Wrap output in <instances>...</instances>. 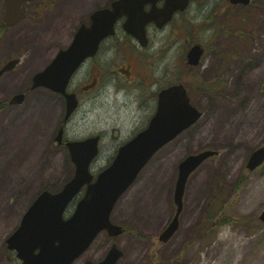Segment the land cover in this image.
I'll return each instance as SVG.
<instances>
[{
    "label": "rangeland",
    "instance_id": "obj_1",
    "mask_svg": "<svg viewBox=\"0 0 264 264\" xmlns=\"http://www.w3.org/2000/svg\"><path fill=\"white\" fill-rule=\"evenodd\" d=\"M40 1L36 0L37 3ZM107 1L57 0L52 12L62 10L59 28L49 26V18L54 16L49 11L45 16L42 13L35 15L31 21L22 20L3 35L0 33V66L8 57L21 55L26 49L30 55L38 50L30 46L34 42L24 34L35 33L46 39L41 44L43 53L53 44L56 48L58 44L64 45L78 22L88 20L90 12L104 6ZM221 1L193 0L186 11L177 14L163 29H151V37L155 41L147 51H141V67L150 73V77L151 71L155 77L163 71L165 80L170 81L180 66L181 76L184 74L183 78L186 77L190 100L203 114L192 127L152 157L128 190L129 198L116 205L113 218L127 229L126 233L112 240L124 254L118 264H159L148 262L149 256H145L146 250L149 252L156 247L162 254V261H174L172 264H264V223L257 218L264 207V163L254 171H247L245 167L249 154L264 144V0H254L255 5L246 8L219 6L217 9ZM3 9L0 0V27ZM244 15L252 22H242ZM222 20L238 24L250 42L241 44V48L238 46L236 53H232L229 38H236L235 28H232L233 24H224L219 28L227 30V34L221 38L222 32H215V29L216 38L220 40L214 45H205L206 52L196 68H186L187 49L195 40L207 43L211 28L218 27ZM115 38H125L124 32L120 30ZM134 45L132 42L117 48L122 52L115 61L118 62L122 55L134 56L132 51L137 49ZM151 52H157V56L151 58ZM103 58L104 53L101 52L97 60L102 62ZM84 68L77 73L75 80H81ZM34 69L31 68L32 71ZM14 73L5 74L0 80V96L5 100L27 83L26 77L21 81L14 80ZM248 79H253L254 83L248 85ZM113 91L112 88L108 92L103 91L99 96L102 103H95L86 113L82 109L77 111L69 123L70 134L76 138L97 132L102 134L101 152L90 166L93 173L110 162L120 141L126 140L133 130L145 124L142 111L131 101L132 96ZM33 97L29 96L24 105L7 118L0 113V264H21L15 253L6 247L7 236L19 225L22 214L43 188L61 187L74 170L66 151L48 146L47 137H41L38 128L34 130V121L38 124L42 121L40 116L22 120L26 117L23 113L32 111L30 103ZM14 121L18 123L14 124ZM115 129H118L121 140L112 137ZM208 148L219 153L201 163L189 177L178 230L162 246L157 236L174 213L172 191L178 164L187 154ZM165 164L168 167L163 170ZM151 174V181H147ZM196 180L203 183L204 191L195 214L190 213L186 217L188 195ZM157 181H161L164 188L159 200L165 207L162 224L154 228L143 223L147 218L153 220L159 207L153 194V185ZM138 188L140 191L137 192ZM73 207L74 204L69 206L66 215ZM220 210L225 211L220 223L209 230V218L215 221ZM204 215L203 229L193 238ZM110 244L111 241L100 234L90 246V254L99 258ZM73 264L84 263L76 260Z\"/></svg>",
    "mask_w": 264,
    "mask_h": 264
},
{
    "label": "water",
    "instance_id": "obj_2",
    "mask_svg": "<svg viewBox=\"0 0 264 264\" xmlns=\"http://www.w3.org/2000/svg\"><path fill=\"white\" fill-rule=\"evenodd\" d=\"M28 0H4V21L7 26L24 17L20 6ZM188 0H166L162 8H156V0H115L109 7L95 10L89 16L88 24H81L75 31L71 43L60 49L52 61L32 77L31 88L44 86L66 94V117L76 107L74 94L65 92L66 85L78 67L88 56L93 55L100 41L114 32L118 17L126 16L124 29L145 44V26L149 21L162 25L177 9H184ZM232 3H248L249 0H230ZM151 8L144 10V4ZM202 54L199 44L187 51V61L196 65ZM18 59L8 61L0 75L10 70ZM23 93L15 96L21 101ZM201 112L192 105L182 84L169 87L159 93L158 107L146 128L121 145L112 162L100 171L95 180L89 172V163L97 153V137L67 143L71 160L75 164L73 177L56 192L41 191L22 216L19 226L7 237L8 248L15 249L22 264H71L92 242L96 235L106 230L116 236L122 226L110 221V213L119 196L134 181L138 172L152 155L183 129L193 124ZM217 153L205 149L187 155L178 166L174 187L175 213L169 224L159 235L160 241H167L179 225L183 208V194L189 174L205 159ZM264 161V146L252 151L247 168L254 169ZM86 185L83 196L67 218L63 212L73 197ZM264 222V208L259 214ZM37 250V251H36ZM122 251L113 244L106 256L91 264H117Z\"/></svg>",
    "mask_w": 264,
    "mask_h": 264
},
{
    "label": "flooded vegetation",
    "instance_id": "obj_3",
    "mask_svg": "<svg viewBox=\"0 0 264 264\" xmlns=\"http://www.w3.org/2000/svg\"><path fill=\"white\" fill-rule=\"evenodd\" d=\"M111 1L113 0H108L107 3L102 7L110 5ZM192 1L193 0H190L189 5L191 4ZM32 4L33 2L32 3L28 2V3L23 4V10L26 12L27 18L33 17V15L37 14L40 11L39 6H37V3L35 4V6H32ZM165 4H166L165 0H156L155 2V6L157 8L163 7ZM252 5H255L254 0H250V2L247 5L236 4V5H231V6H237L239 8H242V7H250ZM150 6L151 5L147 3L144 5V9L147 10L150 8ZM219 6L228 7L230 6V4L226 0H223L218 4L217 7ZM52 8H54V6ZM46 10L48 12L53 11V9L51 8L46 9ZM183 11L181 10L175 11L173 13V16L171 17V19L168 21L167 24L172 22L174 20L173 18L177 14L182 13ZM247 19L248 18L246 17L243 18V20H247ZM124 20H125V17H121L120 19H118V21L116 22V26H115L116 28L115 34L103 39L98 47L97 53L92 57L86 58L80 64L78 69L74 72L72 78L70 79L66 87V92L72 93L75 95L77 105L69 116L66 117L67 97L65 95L53 92L43 87L30 88L31 76L33 73L29 76V79L27 80V83L24 84V87L22 90H19L13 94H10L11 96L10 97L8 96L9 98H7L6 100L1 99V96H0V113H3V115L6 116L5 118H7L9 115L16 112V110L19 107H22L24 103L26 102V99L29 98V96H34L32 98L33 102L30 103V105L32 106V111L30 114L23 113L24 115H26V117L22 118V120H25L27 117L35 119L36 117L40 116L42 121L39 124L38 122H36V120L34 121V130L38 128V131L41 132V137H47L48 146L56 147L58 148V151L60 148H63L68 155L69 152L66 146L67 141L78 139L76 138L74 134H70L71 132L69 131V123L72 122L73 117L75 116L77 111L82 109L84 113H86L87 112L86 110H91L90 107L94 106L95 103L97 102L102 103L101 100L99 101V96L101 95L103 91L108 92L109 89L112 88L114 89L113 93L117 94L120 92L121 93L125 92L124 94L132 96L131 101L140 111H142V116H143V120L145 124L143 125V127L133 130L127 136L128 137L127 140L132 138L139 130L143 129L148 124L151 117L154 115V112L157 106L158 95L160 91L164 90L166 87L179 83L182 79L181 78L182 76H181L180 66L178 68V71L175 72V74L173 75V79L170 81L165 80L163 71L157 77H155L151 71V77H150V73H148L146 69H143L141 67V61L143 58L141 55V51H144V50L147 51V49L152 46L151 43L155 41L154 38L151 37V29H163L166 26V24H164L162 27H157L156 24L154 23H151V22L148 23L146 27L147 28V39H146L145 45L142 46L137 42L136 39L129 38V35L124 32V29L122 28V23ZM3 21H4V14H3L2 22H1L2 27L5 26ZM227 23L228 25H232L231 21H225V20L220 21L218 24V27L215 26L211 28L209 35L207 37V43H203L202 41H199V40L197 43L202 44L203 48H205V45H214L216 41L220 40L216 38L215 32L216 31L222 32L220 36L221 38H223L224 34L227 33V30H224L223 28H219V27H222L224 24H227ZM16 26L9 27L8 30L10 31ZM120 30L124 32L125 38H121V39L115 38L114 39V37L118 34ZM236 31L237 30L235 29V33ZM238 35L239 34L237 33L236 36ZM132 42L136 44L134 45V47H137L136 50L132 51V54H134V56L130 54L122 55L120 57V60L116 62L115 61L116 57L119 55L120 52H122V50L117 49V48L121 47L122 44L128 43L129 45ZM30 46L33 49L34 47L37 48V46L34 45V43H31ZM32 48H30V51L32 50ZM58 49L60 48H57V50ZM57 50L52 51V49L50 48L44 51L45 61L42 65V68L54 57ZM39 51H41V54L44 55L41 46L38 48L37 52ZM101 52L104 53V58L102 59V62L97 60ZM26 53H27V49L26 51L23 52L22 55L19 56L20 60L18 64H20V66L17 68L18 66L17 64L16 67L12 71H8L2 74L0 76V80L1 78H3L5 74H9L10 72H17L20 68L22 69L23 67L22 65L26 59L24 57ZM149 56H151V58H155L157 56V52H151ZM11 57L12 56L8 58L10 59ZM84 66H85L84 68L85 72H84L83 77L81 78V80H75V76ZM186 68L192 70L194 67L186 64ZM118 76H120L122 79H120ZM183 77H184V74H183ZM21 92L24 94L21 98V102L19 103L13 102L11 100L13 96ZM21 109L22 108H20V110ZM30 115H32V117H30ZM19 118L20 117H18V119ZM92 135L99 136V146H100L102 142V134L100 132L87 135V136H81V138L79 139L86 138ZM112 137L115 139L117 138L120 140L122 139L118 129L113 130ZM99 151H101V147L99 148ZM128 193L129 192L124 194L119 199L117 204L121 203L123 200L126 201L129 198ZM115 222L121 223L120 221H115ZM126 232L127 231L125 229L124 233ZM101 234H103L109 241H112V239L108 237L106 232L103 231ZM147 240L148 242H151V239L147 238ZM90 246L76 260H81L84 264H88L87 261L89 260L91 261L100 260L104 257L105 253L101 255L99 258H96L97 255H94L93 253L90 254L91 252ZM147 254H148V250L145 251V256ZM161 255L162 254H160L159 248L157 247L154 251H151L149 253V257H150L149 259L153 263L164 264L166 263V261L165 260L162 261Z\"/></svg>",
    "mask_w": 264,
    "mask_h": 264
},
{
    "label": "bare ground",
    "instance_id": "obj_4",
    "mask_svg": "<svg viewBox=\"0 0 264 264\" xmlns=\"http://www.w3.org/2000/svg\"><path fill=\"white\" fill-rule=\"evenodd\" d=\"M30 34L31 35L24 34V36L25 37H29L30 38L29 40L34 42L35 45L37 46V48H39L41 46V44H43L45 42V40H46V39L43 40L42 36H38L35 33H30ZM41 59H42L41 51H39L37 54L36 53L35 54L32 53L30 55L29 59L27 60L26 65H24V68L19 71L21 73L20 74H19V72L15 73L13 75V79L16 80V81H21L23 78H25V76H26L25 74H26V71L28 70V67L36 66ZM25 66H26L27 70H26ZM253 83H254L253 79H248V85L253 84ZM15 123L17 124L18 122L15 121ZM158 166H161V165L159 164ZM167 167H168V165L164 166L163 170H165ZM146 174L147 173H145V175ZM146 178H147V176H146ZM151 179H152V174L148 177L147 181H151ZM153 187L155 189L153 194L155 196V199L159 203V207L154 213V217L152 218L153 220H150L151 218H147V219L144 220L143 225H147V226L151 225L154 228H158L161 225V223H162V218H163V215H164L163 211H164V207L165 206L163 204H161V201L159 200L160 194L163 195L164 188H163V185H162L161 181H157L153 185ZM136 191L137 192L140 191V188L136 189ZM203 191H204L203 183L198 182V180H196L195 183H193L191 185L190 192H189V195H188L189 209L185 213L186 217H188L190 215V213H191V215H194L195 211H197L198 203H199L200 197L202 196Z\"/></svg>",
    "mask_w": 264,
    "mask_h": 264
},
{
    "label": "trees",
    "instance_id": "obj_5",
    "mask_svg": "<svg viewBox=\"0 0 264 264\" xmlns=\"http://www.w3.org/2000/svg\"><path fill=\"white\" fill-rule=\"evenodd\" d=\"M204 220H205V215L203 216V218L201 219V221H200V224H199V227L198 228H196V233H195V235H194V238L197 236V233L199 232V231H201V229H203V222H204ZM240 221H242V220H240ZM237 222L239 223V219L237 220Z\"/></svg>",
    "mask_w": 264,
    "mask_h": 264
}]
</instances>
